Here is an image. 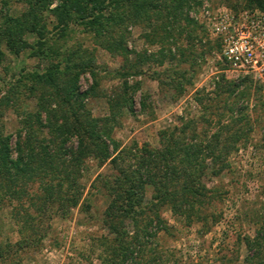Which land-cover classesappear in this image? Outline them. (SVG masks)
I'll return each mask as SVG.
<instances>
[{
	"label": "rangeland",
	"instance_id": "1",
	"mask_svg": "<svg viewBox=\"0 0 264 264\" xmlns=\"http://www.w3.org/2000/svg\"><path fill=\"white\" fill-rule=\"evenodd\" d=\"M164 1L169 9L175 7L172 0ZM175 1L182 3L179 23L164 10L151 14L152 23L130 24L115 36L100 39L87 27L73 26L54 45L65 43L67 54L75 52L73 61L83 63L82 70L74 71L79 74L77 85L82 95L91 94L75 109L104 120L112 154L113 142L127 148L145 144L158 148L164 130L182 128L191 119L199 121L201 133L212 129L210 136L219 125L237 120L242 131L228 158L230 168L216 176L207 169L202 178L213 191L208 194L212 200L196 207L200 216L191 223L169 206L162 207L158 216L150 212L140 227L146 230L139 232L132 220H107L108 200L93 183L99 174L116 173L110 161L100 166L90 158L79 173L80 205L66 217L55 214L43 219L39 232L32 235L35 244L27 252L13 248L16 254L0 256V264H133L128 252L137 249V242L141 264H264V72L242 74L230 69L221 57L220 39L211 34L207 14L218 8L234 14L255 9L243 8L241 0ZM56 6L57 2L52 8ZM25 8L22 0H0V29L5 15L17 17ZM51 21L50 35L58 37L56 19ZM0 50V135L14 136V150L23 116L37 112V99L45 91L33 79L45 74L52 62L28 53L16 57L1 41ZM223 80L238 85L233 88L237 91L217 90V84L226 85ZM124 94L131 99L127 98V106L120 98ZM208 121L217 128H209ZM65 146L70 149L77 142L72 139ZM207 163L210 166L211 159ZM38 187L36 182L34 191L40 193ZM4 194L5 189L0 190V252L31 234L16 222L18 203L4 200Z\"/></svg>",
	"mask_w": 264,
	"mask_h": 264
},
{
	"label": "trees",
	"instance_id": "2",
	"mask_svg": "<svg viewBox=\"0 0 264 264\" xmlns=\"http://www.w3.org/2000/svg\"><path fill=\"white\" fill-rule=\"evenodd\" d=\"M172 1L175 7L169 9L164 0H22L26 8L19 16H4L0 41L12 55L20 57L28 53L30 57L52 63L45 74L33 79L45 91L37 99V112L23 116L22 128L16 133L15 149L11 145L13 135H0V190L5 189L4 200L18 203V209L14 211L16 222L23 225L22 231L31 233L18 245L9 246L8 250L3 248L1 257L7 259L16 254L13 248L27 252L35 244L32 235L39 232L43 219L55 214L66 217L80 205L83 192L79 186V173L86 168L90 158L97 160L100 166L110 161L116 173L111 176L99 174L93 183V188L103 192L108 200L104 214L107 220H132L139 232L146 230L140 227L150 212L158 216L162 207L169 206L175 215L191 223L194 216H200L197 208L209 198L212 200L209 195L213 191L202 178L207 169L211 168L212 175L216 176L230 168L228 158L237 149L242 131L237 120L218 128L208 121L209 128L218 129L210 136L212 129L201 133L199 121L191 119L182 128L164 130L158 148L148 144L127 148L113 142V155L111 146L105 141L111 135L104 120L94 118L86 110L75 109L81 106L84 96L91 94L82 95L77 85L79 74L74 71L82 70L83 63L73 61L75 52L67 54L65 43L58 41L59 47L54 45V41L63 39L73 26L87 27L100 39L115 36L130 24L152 23L151 14L158 15L164 10L179 23L178 11L182 3ZM241 1L246 9L264 8V0ZM56 2L57 6L52 8ZM48 15L54 18L47 19ZM54 19L61 32L58 37L50 35L49 31V21ZM119 45L127 51L124 44ZM55 59L58 60L56 63ZM1 60L3 52L0 50ZM224 82L225 86L217 84V90L237 91L233 88L237 89L238 85ZM31 90L33 94L35 89ZM126 94L120 98L127 106L125 102L129 97L127 99ZM129 110L132 111V107ZM72 139L76 140L77 146L68 149L65 145ZM14 154H17L16 159ZM208 159H211L210 166ZM36 182L40 193L34 191ZM149 189L152 193L150 202L146 200ZM86 207L88 211L91 208ZM136 236L138 239V234ZM138 243L137 249L128 252L133 264H141Z\"/></svg>",
	"mask_w": 264,
	"mask_h": 264
},
{
	"label": "built area",
	"instance_id": "3",
	"mask_svg": "<svg viewBox=\"0 0 264 264\" xmlns=\"http://www.w3.org/2000/svg\"><path fill=\"white\" fill-rule=\"evenodd\" d=\"M211 34L221 41V57L232 71L264 72V8L234 14L227 8L208 10Z\"/></svg>",
	"mask_w": 264,
	"mask_h": 264
}]
</instances>
